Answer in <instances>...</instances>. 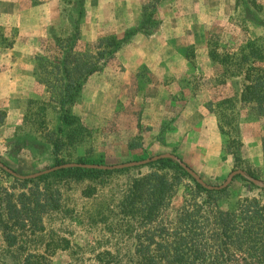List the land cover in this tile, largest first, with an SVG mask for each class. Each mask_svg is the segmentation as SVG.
<instances>
[{"label":"rangeland","instance_id":"374dc122","mask_svg":"<svg viewBox=\"0 0 264 264\" xmlns=\"http://www.w3.org/2000/svg\"><path fill=\"white\" fill-rule=\"evenodd\" d=\"M81 5L77 53L97 55L109 37L123 39L127 30L137 32L93 77L92 86L102 87L96 96L99 109L87 97L72 106L82 125L66 128L56 152L57 96L46 90L58 82L52 67L58 56L56 39L73 32L70 20L77 18L79 2L0 0L3 164L26 176L79 162L80 156L97 164H119L171 153L210 185L222 184L235 169L264 182V115L256 113L253 103L239 102L246 73L237 69L242 53L264 51V0H82ZM224 54L230 57L220 62ZM222 111L232 116L229 121L220 119ZM155 161L98 179L49 177V187L61 190L62 205L44 215L45 230L30 236L23 251L43 254L49 264H97L99 253L120 251L127 237H112V204L131 178L179 171L173 163ZM13 177L0 167V188L19 192ZM191 177L183 176L182 183L192 185ZM253 185L234 176L225 187L229 197L220 205L230 206L243 196L264 203V187ZM187 192L181 184L172 207ZM97 210L104 212V220L95 215ZM52 237L69 239L71 248H55ZM5 247L0 235V264L16 255Z\"/></svg>","mask_w":264,"mask_h":264},{"label":"trees","instance_id":"16d2710c","mask_svg":"<svg viewBox=\"0 0 264 264\" xmlns=\"http://www.w3.org/2000/svg\"><path fill=\"white\" fill-rule=\"evenodd\" d=\"M81 1L78 0L77 18L71 17L70 20L73 32L65 39H56L58 56L52 67L56 70L54 75L58 77V82L46 90L48 94L53 92L57 96L54 108L58 115V135L53 142L56 152L63 144L61 134L67 131L66 128L82 125L71 108L78 101L88 77L99 72L137 32L135 29L127 30L123 39L109 37L104 48L96 52L98 57L88 52L77 53L74 46L79 36L78 21L83 14ZM260 50L247 55L242 53L237 59V69L246 73L239 102L245 100L253 103L256 113L263 116L264 51ZM87 57L93 60L86 61ZM229 57L224 54L219 57V61L225 62ZM100 58L104 59L102 63H99ZM231 117L221 112L220 119L223 122L229 121ZM4 118L5 111H0V123ZM220 127L223 128L222 125ZM78 161L99 163L98 160L87 161L83 156ZM155 163L162 166L173 163L179 171L172 175L151 171L131 178L132 182L126 185L120 199L112 204V237L116 239L117 234L127 237L121 243L125 245L120 251L115 248L112 253H99L95 258L97 264H264V203L261 200L243 196L230 206L223 207L220 203L229 197L227 188L207 189L192 177V185L184 184L182 177L188 173L179 163L170 158L158 159ZM113 170L61 168L29 179L13 177L17 185L13 184V187H18L19 192L0 188V235L6 251H12L8 248L16 251L15 256L5 257L2 264L7 259L10 264L50 263L43 254L23 251L30 236L45 230L44 215L58 212L62 205L61 190L49 187V177L79 181L98 179L102 175L121 171ZM241 178L253 185L244 177ZM181 184L188 187V192L179 205L172 207V199ZM95 215L101 220L106 217L102 210H97ZM51 240L55 248H71L70 240L65 237L56 240L52 237Z\"/></svg>","mask_w":264,"mask_h":264},{"label":"water","instance_id":"95a60500","mask_svg":"<svg viewBox=\"0 0 264 264\" xmlns=\"http://www.w3.org/2000/svg\"><path fill=\"white\" fill-rule=\"evenodd\" d=\"M160 158H171V159L176 160L180 164V166L183 167L199 184H201L203 187H205L207 189H217L218 190V189L225 188V187H227L229 185V183L231 182L232 178L234 176H236V175H240V176L246 178L247 180H249L250 182H252L256 186L264 187V182L263 181L248 175L242 169H235V170L231 171L222 184H219V185L207 184L194 170H192L188 165H186L184 162H182L176 155L171 154V153L159 154V155L153 156L152 158H148V159H144V160H137V161H130V162H123V163H119V164H97V163L65 162V163L50 167V168H48L46 170L35 172L33 174L26 175V176L17 174L14 170H12L11 168H9L5 164H3L1 161H0V167L2 169L6 170L7 172H9L10 174H12V175H14L16 177L24 179V178L37 177V176H39L41 174L48 173V172H51V171H54V170H57V169H61V168L82 167V168H94V169H102V170H112V169H121V168L141 165V164L147 163L149 161L157 160V159H160Z\"/></svg>","mask_w":264,"mask_h":264},{"label":"crops","instance_id":"0c3cea01","mask_svg":"<svg viewBox=\"0 0 264 264\" xmlns=\"http://www.w3.org/2000/svg\"><path fill=\"white\" fill-rule=\"evenodd\" d=\"M99 72H101V71H99ZM99 72H96V73H94L88 77V79L86 80V82L84 83V85L82 87V90L80 91L78 101L75 104H77L81 98L87 97L88 100H91L93 102L94 106L96 105V107L99 109L100 103L96 101V96L98 94H100L102 87L99 88V87L92 86L93 83L95 82V80H94L95 78H93V77H96ZM91 86H92V89L88 90Z\"/></svg>","mask_w":264,"mask_h":264}]
</instances>
